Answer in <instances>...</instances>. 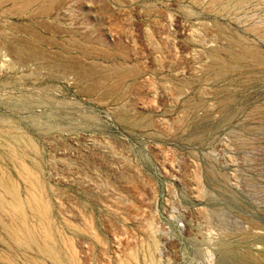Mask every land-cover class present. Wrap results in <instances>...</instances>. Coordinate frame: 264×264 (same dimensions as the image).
Wrapping results in <instances>:
<instances>
[{
	"label": "rangeland",
	"instance_id": "obj_1",
	"mask_svg": "<svg viewBox=\"0 0 264 264\" xmlns=\"http://www.w3.org/2000/svg\"><path fill=\"white\" fill-rule=\"evenodd\" d=\"M263 10L264 0L0 5V166L19 201L33 192L45 203L76 264H146L149 252L153 264H264ZM114 69L137 74L112 93L103 77ZM22 164L38 182L20 178ZM3 209L0 251L52 264L9 237L21 222Z\"/></svg>",
	"mask_w": 264,
	"mask_h": 264
},
{
	"label": "bare ground",
	"instance_id": "obj_2",
	"mask_svg": "<svg viewBox=\"0 0 264 264\" xmlns=\"http://www.w3.org/2000/svg\"><path fill=\"white\" fill-rule=\"evenodd\" d=\"M21 0H0V5L4 4V3H10L14 6H17L19 7V12H22V11H26L25 13H27V10H29V8L35 6L37 3H38V0H27L26 2L24 3H20ZM242 1V0H241ZM247 1V0H246ZM249 1V0H248ZM256 1V0H255ZM262 2V1H261ZM260 2V4H261ZM244 3V2H243ZM242 4V3H240ZM263 4V3H262ZM245 5V4H244ZM238 6H239V2H238ZM243 6V5H241ZM237 7V5H236ZM240 7V6H239ZM238 7V8H239ZM260 7V6H259ZM247 8V7H246ZM245 8V9H246ZM258 9V7H257ZM256 9V10H257ZM237 10V9H236ZM239 10V9H238ZM237 10V11H238ZM255 10V9H254ZM262 10V9H261ZM42 11V10H41ZM237 11H235V14L237 13ZM264 11V10H263ZM261 11V12H263ZM43 12V11H42ZM240 12V11H239ZM260 12V10H259ZM258 12V13H259ZM46 13V12H44ZM43 13V14H44ZM238 15V14H237ZM237 18V17H236ZM263 18V17H262ZM258 20V19H257ZM256 20V21H257ZM237 21V20H236ZM251 21V20H250ZM249 22V21H248ZM262 22V21H261ZM247 23V22H246ZM251 23V22H250ZM255 23V22H254ZM258 24V23H257ZM255 25L256 26H260V25ZM240 25V24H239ZM244 25V23H243ZM253 26V24H252ZM251 26V27H252ZM249 28H245V29H248V32L249 30L251 31L252 29ZM261 27V26H260ZM254 28V27H253ZM262 28V27H261ZM255 29V28H254ZM260 30V29H259ZM247 32V31H246ZM245 32V33H246ZM252 32V31H251ZM261 32V30H260ZM254 33V32H252ZM242 36H243V33H241ZM264 34V33H263ZM252 35V34H251ZM257 36V33L254 34ZM249 37V35H247ZM245 38V36H244ZM250 38V37H249ZM264 38V37H263ZM251 39V38H250ZM255 39V38H253ZM238 42V41H237ZM261 43V42H260ZM257 46V45H256ZM239 48H242L239 47ZM250 48V47H249ZM245 49V48H244ZM242 50V51H246L248 52L247 50ZM241 51V50H240ZM252 53H257V51L255 49L251 50ZM245 54V53H244ZM247 55V54H246ZM135 74H137V72H135L134 70H131V69H128L126 71H121V70H116L114 69V71L112 70H108L106 71V74H104V77H103V80H105L104 83H107L106 81H109L111 80V77H114L115 79V83L113 82V85L110 87V90H113L112 93H115V91H117V88L116 86L121 82L123 81L125 78H130V77H133ZM118 78V79H117ZM103 82V81H102ZM110 84V83H109ZM120 85V84H119ZM106 90L108 92L109 88L106 86ZM119 90V88H118ZM25 142V140H24ZM3 143V142H2ZM1 143V144H2ZM5 146V145H4ZM2 147V146H1ZM2 153V152H1ZM11 153V152H10ZM7 154V153H6ZM20 156V155H19ZM12 159L13 156H11ZM8 159V158H7ZM11 159V160H12ZM4 160V159H3ZM10 160V161H11ZM14 161V160H13ZM12 162V161H11ZM15 162V161H14ZM18 162V161H17ZM21 163V161H20ZM18 163V164H20ZM1 164V163H0ZM2 165V164H1ZM20 169H18V175L19 173L21 172L22 175L31 183H34L37 181L36 180V176L35 173L30 170L25 164H22L20 165L19 167ZM6 169V168H5ZM20 170V172H19ZM7 171V170H5ZM9 172V171H8ZM37 173V172H36ZM20 176V175H19ZM39 176V175H38ZM21 178V176H20ZM22 179V178H21ZM35 180V181H33ZM24 181V180H23ZM25 182V181H24ZM38 182V181H37ZM40 182V180H39ZM26 183V182H25ZM29 184H27L28 186ZM0 186L2 188H4V190L12 196V199L9 200L8 202H4L5 205H3L2 207L0 206V209L4 208L5 211L3 212H6L10 215H14L15 217H17V219L19 220V222H21V229L19 228H9L7 229L8 230V233H9V237L14 240L16 243H20L22 246L24 247H29V248H34L36 250H38L40 253L48 256L52 262V264H76L77 263V260H76V255H75V250H74V247L71 245L69 246L68 245V242L65 241V237H63L62 234L60 233H56L54 232V230L51 228L50 226V220H49V216H48V213H47V207L45 205V203L40 199L38 198V196L36 194H33L32 192V195L30 192H28L29 195H31V197H28V200L27 203H24L23 201H19L18 198H19V187L15 184L14 180L12 179L11 176H9L7 173L4 172V168L2 169L1 166H0ZM34 186V185H33ZM32 189V187H31ZM36 189V188H35ZM3 190V191H4ZM33 190V189H32ZM38 191V190H37ZM36 191V192H37ZM5 192V193H6ZM26 193V192H25ZM39 194V192H38ZM40 195H42V193H40ZM22 196V195H21ZM9 197V196H8ZM27 198V197H26ZM30 198V199H29ZM9 199V198H8ZM6 199V200H8ZM43 199V198H42ZM23 200V199H22ZM5 201V200H4ZM2 203V202H1ZM2 203V204H4ZM29 206V209L33 211V213L39 217L38 220L42 221L41 224L39 223H36V224H39L37 226H35L34 228L32 226H30L32 223L30 222V225H29V219H28V216L26 215V211H25V206ZM3 209V210H4ZM28 210V209H27ZM29 210V211H30ZM5 213V214H6ZM29 214V213H28ZM33 215V214H32ZM13 216V217H14ZM30 217V216H29ZM35 217V216H34ZM32 218V216H31ZM33 219V218H32ZM34 220V219H33ZM32 220V221H33ZM37 220V222H38ZM15 222V221H13ZM16 224V223H15ZM20 224V223H18ZM12 225V224H11ZM89 227L91 228L92 226L90 224H88ZM13 227V226H12ZM87 229V227H86ZM95 237V236H94ZM10 239V240H11ZM63 240V244L64 246L66 247L67 246V249L69 250V253L66 254L65 256L62 255V252H61V249L59 248L58 246V240ZM12 242V241H11ZM153 245V244H151ZM149 246V245H148ZM152 247V246H151ZM143 249V248H142ZM29 250V249H28ZM151 248L149 247L148 250H145V252L147 253L148 251H150ZM151 252H149V254H144V260L146 262V264H153L152 262H154L152 260V256H151ZM151 256V257H150ZM138 258L139 256L138 255H133L129 258L130 262H137L138 261ZM151 259V261H150ZM128 260V261H129ZM139 262V261H138ZM0 264H17L15 260H13L10 256H7L6 254H4L2 251H0ZM27 264H44L43 262L41 261H37V260H34V259H30L28 260V263Z\"/></svg>",
	"mask_w": 264,
	"mask_h": 264
},
{
	"label": "built area",
	"instance_id": "obj_3",
	"mask_svg": "<svg viewBox=\"0 0 264 264\" xmlns=\"http://www.w3.org/2000/svg\"><path fill=\"white\" fill-rule=\"evenodd\" d=\"M119 205V203H117Z\"/></svg>",
	"mask_w": 264,
	"mask_h": 264
}]
</instances>
